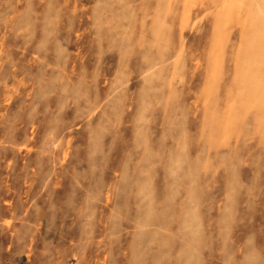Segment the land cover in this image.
I'll return each mask as SVG.
<instances>
[{
  "label": "rangeland",
  "instance_id": "obj_1",
  "mask_svg": "<svg viewBox=\"0 0 264 264\" xmlns=\"http://www.w3.org/2000/svg\"><path fill=\"white\" fill-rule=\"evenodd\" d=\"M0 264H264V0H0Z\"/></svg>",
  "mask_w": 264,
  "mask_h": 264
}]
</instances>
